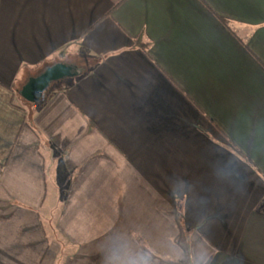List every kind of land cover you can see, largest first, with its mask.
I'll list each match as a JSON object with an SVG mask.
<instances>
[{"label":"crops","instance_id":"crops-1","mask_svg":"<svg viewBox=\"0 0 264 264\" xmlns=\"http://www.w3.org/2000/svg\"><path fill=\"white\" fill-rule=\"evenodd\" d=\"M0 264H264V0H0Z\"/></svg>","mask_w":264,"mask_h":264},{"label":"water","instance_id":"water-1","mask_svg":"<svg viewBox=\"0 0 264 264\" xmlns=\"http://www.w3.org/2000/svg\"><path fill=\"white\" fill-rule=\"evenodd\" d=\"M73 75V68L66 64L59 63L51 66L41 75L31 78L23 87L21 96L28 102L36 103L43 98L46 89L52 82Z\"/></svg>","mask_w":264,"mask_h":264},{"label":"rangeland","instance_id":"rangeland-1","mask_svg":"<svg viewBox=\"0 0 264 264\" xmlns=\"http://www.w3.org/2000/svg\"><path fill=\"white\" fill-rule=\"evenodd\" d=\"M60 80L58 81H54L52 82L49 87L46 89L44 95H43V98L51 91V89L54 87V85H56V83H58ZM20 101H22V103L28 105V102L26 100L23 101V99L19 98ZM52 177V174L50 173L49 175V182L51 181V178ZM61 183H62V186L60 188V194H59V197H60V200L63 198V192H64V188H65V180L63 179V177H61L60 179ZM49 187H51V185L49 184ZM53 217L55 218L56 217V212L53 213Z\"/></svg>","mask_w":264,"mask_h":264},{"label":"trees","instance_id":"trees-1","mask_svg":"<svg viewBox=\"0 0 264 264\" xmlns=\"http://www.w3.org/2000/svg\"><path fill=\"white\" fill-rule=\"evenodd\" d=\"M227 26H229V24L228 23H225Z\"/></svg>","mask_w":264,"mask_h":264}]
</instances>
